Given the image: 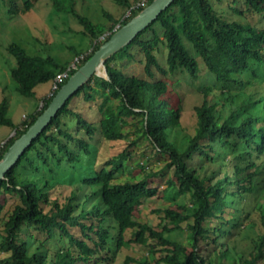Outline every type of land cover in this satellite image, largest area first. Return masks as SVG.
<instances>
[{"label":"trees","instance_id":"1","mask_svg":"<svg viewBox=\"0 0 264 264\" xmlns=\"http://www.w3.org/2000/svg\"><path fill=\"white\" fill-rule=\"evenodd\" d=\"M21 1L22 11L17 0H5L11 14L32 10L33 0ZM140 1L112 0L124 11L123 16L127 12L130 16L116 19L105 12L111 23L107 25L80 15L75 0H53L55 11L73 17L83 28L81 35L91 41L92 51L78 69L153 2L146 0L141 5ZM225 4L227 11L216 8ZM242 5L246 10L240 8ZM227 13L244 19L247 13L261 15V25L264 0H176L134 42L108 60L109 79L95 77L69 100L0 182V217L7 195L20 200L0 232V264H113L116 254L129 244L125 240L129 230L136 243L148 246L150 259L158 246L163 247L165 255L157 264H264V216L249 257L237 261L225 240L232 235L226 228L239 229L243 222L236 212L229 219L223 217L236 204L230 198L244 197L248 185L258 178L264 188V29L249 22L231 21ZM7 50L16 60L11 76L18 93L25 97H35L38 86L55 83L69 69V64L62 65L52 56L31 55L17 43ZM71 50L81 55L75 48ZM161 54L166 57L165 64L160 61ZM131 63L139 64L143 74L131 73ZM76 71L72 70L70 77ZM203 71L216 83L202 90L203 104L195 107L197 127L180 140L177 133L182 109L176 107L168 80L180 72L200 80ZM248 75L251 80H246ZM67 81L58 85L41 110L20 125L7 117L8 102H1L0 124L14 129L15 135L0 148V161ZM242 95L248 96L243 107L238 103ZM83 105H87L88 115L82 111ZM132 117L141 118L142 137L157 154L168 158L165 168L173 170L167 182L168 197L190 196L189 205L181 206L180 212L164 211L168 225L162 231L140 222L136 215L145 199L157 195L151 182L154 174H147L139 182L113 184L116 173L125 168L127 150L98 168L88 164L95 159L94 139L123 142V129ZM69 169L79 172V180L67 181L70 176L64 171ZM65 184L77 188L65 200L52 198V193L61 191ZM84 187L93 193L82 201L79 192ZM213 218L223 220L220 228L212 230L208 226ZM184 223L190 230V249L165 235L181 230ZM29 227L45 238L27 235L25 229ZM212 232L218 236L210 238ZM57 236L67 239V249L51 248L58 247ZM150 240L156 244L150 245ZM201 241L216 245L213 256L202 254ZM149 258L144 259L145 264H151ZM124 264L139 263L127 257Z\"/></svg>","mask_w":264,"mask_h":264},{"label":"rangeland","instance_id":"2","mask_svg":"<svg viewBox=\"0 0 264 264\" xmlns=\"http://www.w3.org/2000/svg\"><path fill=\"white\" fill-rule=\"evenodd\" d=\"M17 1L19 10H24L22 1ZM140 2L142 5L146 0ZM75 8L80 15L88 17L96 24H111L105 16V12L116 19L121 17L125 19L130 16V12L123 16L124 11L112 0H75ZM216 8L227 11L226 4L216 6ZM240 8L246 10L243 5ZM9 11L10 6L5 3V0H0V104L4 100L8 102L7 117L15 125H20L25 119L35 114L37 110H41L44 105L43 102L54 93V83L48 82L38 86L35 97H25L18 93L17 83L11 76V70L16 66V60L8 53V46L12 43L20 44L31 55L52 56L62 65L69 64L70 68L73 67L78 59L85 57L92 51V44L89 39L81 35L83 28L73 17L55 11L53 0H33L32 10L24 14L13 15ZM247 14V19L234 16L232 13H227V17L231 21L249 22L264 29V23L259 25L263 21L261 15ZM162 39H165L163 35ZM71 48L81 52V55L76 56ZM159 58L162 64L166 63L164 54L159 55ZM139 59H141V56H139ZM129 71L136 75L143 74L140 65L137 63H131ZM259 72L261 73V71ZM251 79V75L246 77V80ZM215 83V79L206 71H203L200 80H194L181 72L168 80V84L172 85L176 107L182 109L180 127L177 133L180 140L192 133L197 127L198 118L195 107L203 104L204 95L202 90L207 86H214ZM258 91H260L259 88ZM247 98L248 96H240L238 103L243 107V101L247 100ZM82 111L85 115H88L87 105H83ZM90 116L95 119L94 114ZM140 120V117L127 119L128 125L123 129L125 140L121 143H107L96 137L93 141V144L97 147L94 153L95 159L88 161V164L98 168L119 152L127 150L128 159L124 162L125 168L122 172L116 173L113 184H122L130 181L139 182L147 174H154L151 182L152 188L157 190V195L153 198L145 199L142 206L136 211V215L139 217L140 222L162 231L168 225L167 221H164V211L171 209L180 212L181 206L189 205L190 196L168 197L167 182L172 176L173 170H166L168 158L157 154L149 141L142 137ZM14 135V129L0 124V144L10 140ZM143 166L144 169L142 168ZM213 166L216 167V165L212 164ZM64 174L70 176L67 181L70 179L79 180L80 174L77 170L69 169L64 171ZM65 185L61 188V191H54L52 198L60 196L62 200H65L70 192L77 188L76 186ZM248 186L249 188L245 191L244 197L230 198L232 201L235 200L236 204L233 205L234 207L228 208L227 212L223 214L224 218L229 219L236 212V216L243 219L239 229H235L233 226L226 228L232 232V235L225 240L229 242L232 256L237 261L241 257L250 256L254 249V241L258 239V231L262 230V217L264 216V188L262 187V181L258 178L254 184H249ZM92 193L93 190L85 187L79 192L82 201L85 200L87 194ZM18 204H20V200L17 196H6L0 217V232L3 229L4 222L13 213L15 206ZM222 221L213 218L209 220L208 226L212 230L220 228ZM25 233L27 235L34 234L36 238L41 240L45 238L43 234L35 231L33 227L26 228ZM165 235L172 241L184 244L187 249L191 248L188 223H184L181 230L166 233ZM217 236L218 233L212 232L210 234V238H216ZM56 240L59 242L58 247L51 245V248L57 250V248L67 249L69 247L67 239L60 240V237L57 236ZM125 240L129 244L116 254L113 264H124L127 257L134 258L139 264H145L144 259L149 258L148 246L136 243L131 230L125 233ZM149 244L155 245L156 242L150 240ZM201 246L203 255L213 256V252L216 249V245L213 242L201 241ZM73 250L75 251V248ZM163 250V247L158 246L155 256L151 257V259L149 258V262L157 264V260L165 255ZM1 256L4 257V255Z\"/></svg>","mask_w":264,"mask_h":264},{"label":"water","instance_id":"3","mask_svg":"<svg viewBox=\"0 0 264 264\" xmlns=\"http://www.w3.org/2000/svg\"><path fill=\"white\" fill-rule=\"evenodd\" d=\"M176 0H153V2L121 27L94 55L68 79L53 98L44 113L29 130L17 139L0 161V182L17 166L34 142L45 132L58 113L86 84L95 77L109 79L107 62L122 49L129 46L170 8Z\"/></svg>","mask_w":264,"mask_h":264},{"label":"built area","instance_id":"4","mask_svg":"<svg viewBox=\"0 0 264 264\" xmlns=\"http://www.w3.org/2000/svg\"><path fill=\"white\" fill-rule=\"evenodd\" d=\"M84 58V57H83ZM83 58H80L77 60V62L73 65V67H70L68 69V71H66L65 73L59 75L54 83V91L58 88L59 84H62L64 81H66L67 79L70 78V73L72 70H77L78 69V65L80 64V62L83 60ZM15 134V133H14ZM7 142V141H6ZM6 142H3L2 144H0V148H3L6 145Z\"/></svg>","mask_w":264,"mask_h":264}]
</instances>
